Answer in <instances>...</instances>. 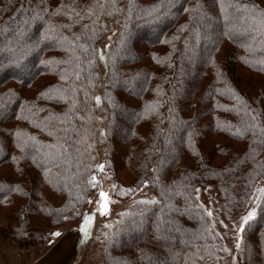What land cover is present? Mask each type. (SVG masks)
Masks as SVG:
<instances>
[{"label":"trees","instance_id":"1","mask_svg":"<svg viewBox=\"0 0 264 264\" xmlns=\"http://www.w3.org/2000/svg\"><path fill=\"white\" fill-rule=\"evenodd\" d=\"M106 21L117 33L108 50L99 47ZM224 40L235 50L223 64ZM239 63L254 73L249 86L236 78ZM259 75L260 1L0 0V214L9 237L45 243L78 218L100 151L114 178L125 170L131 179L116 180L118 200L147 187L156 197L107 226L104 264H188L194 252L215 264L216 213L200 195L211 187L219 219L241 221L255 209L234 256L264 264ZM45 78L54 82L37 90ZM126 87L138 90L137 106ZM35 214L44 229L31 227Z\"/></svg>","mask_w":264,"mask_h":264},{"label":"rangeland","instance_id":"2","mask_svg":"<svg viewBox=\"0 0 264 264\" xmlns=\"http://www.w3.org/2000/svg\"><path fill=\"white\" fill-rule=\"evenodd\" d=\"M264 4V0H256ZM226 21V20H225ZM150 22V21H149ZM104 35L99 42V47L108 50L113 46L116 40V28L112 31L110 29L109 23L106 21L104 23ZM141 27V26H140ZM140 32H142L140 30ZM138 39H141V33L134 32ZM143 33V32H142ZM234 46L228 41L224 40V44L216 59L225 63L226 59L234 52ZM102 51V50H101ZM150 62V60H147ZM104 64V61L102 60ZM239 66L236 69V78L239 79L240 83L244 86H249L251 80L254 78V73L244 67L242 63L238 64ZM263 77L264 76H260ZM237 79V80H238ZM260 79V78H259ZM236 80V79H235ZM210 81V75L201 79L198 82L199 90H203ZM54 82V79H41L36 84L38 88H42L45 85H50ZM251 86V85H250ZM37 90H40V88ZM132 94L128 98L130 103L137 104V99H135V94L138 90L132 87L128 88ZM101 92L100 88L97 89V95ZM36 134V133H35ZM219 140V139H217ZM216 141V140H215ZM209 147V144H208ZM237 147V146H236ZM104 154L98 152V162L99 168L96 172V179L93 181L94 188L92 189V194L88 200V204L83 208L81 214H78V218L65 223L62 226L57 227L54 230L59 232V236L51 235L45 243L35 244L30 238L26 240H17L9 237V229L7 228L9 224L7 223L6 217L3 214H0V263L1 264H12L14 260L17 259V264H104V249H105V238L109 234L107 226L112 222H116L122 212H125L129 205L135 203L136 201H154L156 197L153 191L147 187L137 195H133L126 201L118 200L116 198V180L121 182L123 185H129L131 179L128 178V173L125 170L117 172L116 178L112 176L107 170L106 166L102 163ZM132 169V166L129 168V171ZM134 169V166H133ZM4 172L8 169L3 170ZM204 191L200 192L201 198L207 209L211 212L213 210L216 213L215 221L217 222V234L215 235L214 245L210 248L211 253L212 249L219 250L216 255L219 256V259L216 260L215 264H243L246 261L240 260L234 256L235 252L239 250L237 243H239L240 229L239 224L240 220H234L233 222H228L225 219H219L218 205L216 202L217 195L213 191ZM104 192L107 197V206L108 213L106 215L100 214V203L101 196L100 193ZM18 205L26 204L27 200L18 199ZM65 199L58 198V204H63ZM18 207H22L19 205ZM73 216V214H71ZM89 215L94 217L91 224L86 225L84 221V216ZM118 216V217H117ZM47 222V221H46ZM43 218L35 214L31 217L30 225L32 228L44 229V226H47ZM49 224V223H48ZM14 225V224H13ZM46 229V227H45ZM100 231V232H99ZM222 241V243L220 242ZM224 242V243H223ZM225 244V245H224ZM240 246V243H239ZM243 247V244H242ZM246 248V245L244 246ZM229 253L226 254V251ZM246 254V251H244ZM226 254V255H225ZM238 257V255H237ZM16 261V260H15ZM211 261L207 259L198 252L192 253L189 259L188 264H208ZM213 264V263H212Z\"/></svg>","mask_w":264,"mask_h":264},{"label":"snow or ice","instance_id":"3","mask_svg":"<svg viewBox=\"0 0 264 264\" xmlns=\"http://www.w3.org/2000/svg\"><path fill=\"white\" fill-rule=\"evenodd\" d=\"M236 7H239V5H237ZM187 11V9H185ZM41 63H45L44 61H41ZM97 102L99 103V100L100 98L97 97ZM3 107H5L4 104H0V109H2ZM17 135H19V133H17ZM95 177L92 178L93 181H95ZM129 191H132L131 189ZM198 192V189L196 190ZM261 191H264V189H262ZM100 196H101V201L102 203H100V214L101 215H106L108 213V206H107V197H106V194L104 192H101L100 193ZM208 215L211 216V212L209 211L208 212ZM255 216V209H253L252 211H249L247 213V215L241 217V223L239 224V229L240 231H243V228H244V225L247 224L250 220H252ZM94 217L92 216H89V215H85L84 216V221H85V224L88 225V224H91V222L93 221ZM52 235L54 236H59L60 233L59 232H55V233H52ZM237 247H239V243H237Z\"/></svg>","mask_w":264,"mask_h":264},{"label":"crops","instance_id":"4","mask_svg":"<svg viewBox=\"0 0 264 264\" xmlns=\"http://www.w3.org/2000/svg\"><path fill=\"white\" fill-rule=\"evenodd\" d=\"M16 260V261H15ZM14 260V263L12 262V264H17V262H18V260L17 259H15ZM1 264V263H0ZM40 264V263H39Z\"/></svg>","mask_w":264,"mask_h":264}]
</instances>
